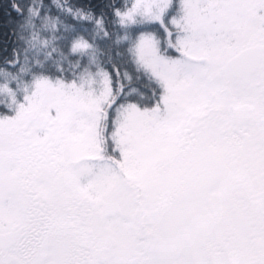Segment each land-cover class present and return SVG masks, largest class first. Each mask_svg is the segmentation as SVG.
I'll use <instances>...</instances> for the list:
<instances>
[{
    "label": "snow or ice",
    "instance_id": "6c2138e0",
    "mask_svg": "<svg viewBox=\"0 0 264 264\" xmlns=\"http://www.w3.org/2000/svg\"><path fill=\"white\" fill-rule=\"evenodd\" d=\"M0 264H264V0H0Z\"/></svg>",
    "mask_w": 264,
    "mask_h": 264
}]
</instances>
